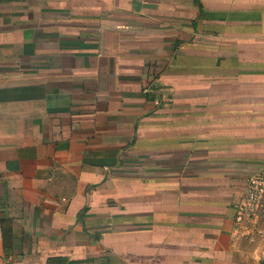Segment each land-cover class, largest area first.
<instances>
[{"label":"crops","instance_id":"crops-1","mask_svg":"<svg viewBox=\"0 0 264 264\" xmlns=\"http://www.w3.org/2000/svg\"><path fill=\"white\" fill-rule=\"evenodd\" d=\"M263 166L264 0H0V264H264Z\"/></svg>","mask_w":264,"mask_h":264},{"label":"built area","instance_id":"built-area-1","mask_svg":"<svg viewBox=\"0 0 264 264\" xmlns=\"http://www.w3.org/2000/svg\"><path fill=\"white\" fill-rule=\"evenodd\" d=\"M264 223V166L248 178L245 191L236 207L235 224ZM264 234V228L259 230Z\"/></svg>","mask_w":264,"mask_h":264}]
</instances>
